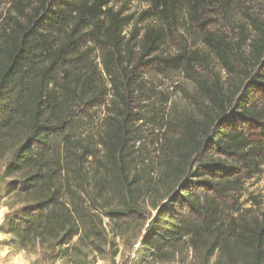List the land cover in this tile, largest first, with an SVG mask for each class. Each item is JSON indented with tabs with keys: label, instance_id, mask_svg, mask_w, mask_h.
Here are the masks:
<instances>
[{
	"label": "trees",
	"instance_id": "obj_1",
	"mask_svg": "<svg viewBox=\"0 0 264 264\" xmlns=\"http://www.w3.org/2000/svg\"><path fill=\"white\" fill-rule=\"evenodd\" d=\"M132 1L0 0V181L17 205L0 232L51 262L113 260L138 227L136 264H264V197L243 200L264 175V0ZM208 55L226 79L193 76L201 106L155 181L131 154L145 70L190 75Z\"/></svg>",
	"mask_w": 264,
	"mask_h": 264
},
{
	"label": "rangeland",
	"instance_id": "obj_2",
	"mask_svg": "<svg viewBox=\"0 0 264 264\" xmlns=\"http://www.w3.org/2000/svg\"><path fill=\"white\" fill-rule=\"evenodd\" d=\"M129 7L132 12L142 10V7L134 0L129 3ZM231 18L236 25L243 22L240 12L236 11ZM248 35L252 36L251 32ZM191 44L190 48L193 47L194 43L192 42ZM177 47H179L178 44L170 45L166 48L165 52L168 56H175L178 53ZM194 48H198L201 54L206 53V49L201 45L194 46ZM206 64L208 67L204 69L198 67L190 75L185 72L181 74L174 73L167 78L159 76L156 66L153 64L149 65L147 70H145L143 98L149 93L146 91V87L147 89L152 88L154 93H152L153 95L147 104L141 103L140 111L137 112V114H141L143 122L132 126L135 131V137L133 139L136 142L131 147V154H134L133 157L140 164L141 170L144 169L148 173L153 172L152 178L155 181L162 175L163 169H160L161 160L165 157V154H170L168 152V145L180 137L182 132V128H180L181 121L184 120L185 122L187 118L193 119L195 116V104L197 107L201 106L202 102L200 103L198 100V96H200L199 92L196 91V87L192 82L193 76H200L201 78H205L206 81H211V75L215 73L223 79H226L225 74L220 72L217 63L209 55L207 56ZM206 68H209L210 72H207ZM236 69L238 72H243L247 68L243 65H237ZM231 81L236 83L237 79H232ZM111 100L112 96L109 97V101ZM103 117L104 110L100 109L93 122H90L89 127L83 131V134L85 136L91 134L97 135L100 132ZM162 191L164 189L160 190L159 195L155 199H160ZM247 194L243 199L245 201L249 195L259 198L264 197V175L261 181L249 184ZM150 204L151 201L149 199L145 203V208L149 212H152ZM240 204H242V201ZM10 206L17 208L14 200L5 195L4 184L0 181V207L6 210V216L10 213ZM250 207V203L245 205V208ZM152 214L154 215L155 212H152ZM105 224L108 225L107 221H105ZM137 228L134 229L132 227L131 231H126V235L116 238L119 253L115 259L107 258L98 260L96 264H136L135 254L138 249L137 237L139 235ZM13 240L12 235H7L3 231L0 232V264H68L66 259H58L55 262H51V254L44 252L39 247L30 251H23L17 245L13 244ZM76 242L77 239H74L73 244ZM64 252L63 250L60 258L63 257ZM182 256H179L177 262L174 264H182L179 261L181 258L185 264H193V254L189 252L186 254L185 252Z\"/></svg>",
	"mask_w": 264,
	"mask_h": 264
},
{
	"label": "built area",
	"instance_id": "obj_3",
	"mask_svg": "<svg viewBox=\"0 0 264 264\" xmlns=\"http://www.w3.org/2000/svg\"><path fill=\"white\" fill-rule=\"evenodd\" d=\"M6 214V210L0 207V229L4 226Z\"/></svg>",
	"mask_w": 264,
	"mask_h": 264
}]
</instances>
